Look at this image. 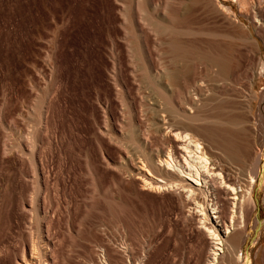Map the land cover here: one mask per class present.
I'll list each match as a JSON object with an SVG mask.
<instances>
[{"label":"rangeland","instance_id":"1","mask_svg":"<svg viewBox=\"0 0 264 264\" xmlns=\"http://www.w3.org/2000/svg\"><path fill=\"white\" fill-rule=\"evenodd\" d=\"M117 1L0 0V264H210L211 239L204 229L210 223L202 221L201 212L209 214L211 194H188L189 202L175 188L140 187L141 177L152 178L141 168H149V153L170 148L164 132L169 129L158 130V116L170 117L175 125L189 122L190 88L197 87L202 96L192 101L194 112L201 109L198 121L208 116L200 121L204 126L228 123L248 137L244 160L205 141L208 154L216 152L215 161L235 173L237 186L255 173L249 166L255 153H264L260 0L247 6L225 0L239 21L233 30L237 39L227 38L234 49L232 82L218 81L216 68L202 72L201 67L195 82L167 79L169 41L193 43L201 35L172 34L166 27L163 3L173 0H152L148 15L126 20L121 9L138 12L140 0ZM209 5H198L197 13L203 23L214 25L220 19ZM196 82H206L205 89ZM257 186L256 205L246 198L240 205L250 236L237 251L249 255L250 264H264V180ZM215 197L219 206L228 201L225 194ZM222 216L228 219L225 212Z\"/></svg>","mask_w":264,"mask_h":264},{"label":"bare ground","instance_id":"2","mask_svg":"<svg viewBox=\"0 0 264 264\" xmlns=\"http://www.w3.org/2000/svg\"><path fill=\"white\" fill-rule=\"evenodd\" d=\"M173 1H172V4H169L168 1L163 3V16H164V21L166 23V27L168 29H170L172 34L174 32L176 33L179 31L180 32L185 31L186 33H188L190 31L192 34L191 35L192 37H193V35L195 37H196V35H201V36H199L200 38L194 37L195 40L193 41V43L192 42H190V43L186 42V41H184L180 38H177V37L172 38L169 41V48H168L169 50H168V53H166L169 57V59L167 58L168 62L166 63L168 67L164 64L167 59H165L164 63H163L167 68H169L168 73L167 72L165 73V74H167V79H169L171 81L172 80L175 81V80L179 79L181 76H183V77H185V80L187 79V80H191L192 82L193 81L195 82L196 81L195 73H197V71H199V69L197 67H201L200 68L201 71H202V69H206V70L210 71V69L216 68V70L214 69L216 77L219 79L222 78L224 80L228 79V81H229V78L231 77L230 74H231V72H233L234 59L235 58H233V56H232V50H234V49H232V45L227 41V38H235L234 27L238 26V22H239L238 19H236L237 17L233 14L234 13L233 6H226L225 0H177L174 2ZM236 1L241 3L242 6L243 5L247 6L248 3H249L248 5H250V0H236ZM261 1L262 0H260V2L258 1L259 5L257 7L260 6V8H261L260 11L263 13V16L261 19L257 18L259 20H257V19L256 20L259 22V24L261 26L262 25L264 26V4ZM117 2H119V0ZM169 2H171V0H169ZM161 3H162V1H161ZM204 3H206L208 5L210 4L211 7H213V10H215V8H216V10L213 12L217 13V17L220 19V22H218V23L216 22L214 25H209V23L206 24V23L202 22V18L200 19L199 15L197 13V11L199 9L197 6L200 4L204 5ZM138 5H139L138 6V12H137V10L133 11L132 8H130V7H128L127 9L122 8L121 9L122 11L119 9L121 11L120 16L121 17L123 16V18H125V20H126V19L135 18L137 13L139 14V16L140 15L143 16V13H144V16L148 15V14H145V12L147 11V7L152 5V0H140ZM176 5H178V6H176ZM254 9H256V8H254ZM256 10H255V12H256ZM147 12L149 13V11H147ZM152 12H153V10H152ZM150 14H151L150 17L154 15L152 13H150ZM235 14H236V12H235ZM254 15L256 16L257 14L254 13ZM152 18H154V17H152ZM161 23H163V22H161ZM158 27H159V25H158ZM160 27H161V25H160ZM164 27L165 26H163L162 29H164ZM239 27H241V30H243L245 32H246V30L247 31L249 30V27L245 26V25H244V27L239 25ZM168 29H166V30H168ZM237 29H239V28L237 27ZM250 31H251V29H250ZM172 34H169V38H171L170 35H172ZM187 35H184V37ZM239 35H241V34H239ZM251 35H253V34H251ZM157 38L159 39V37H157ZM235 39H237V38H235ZM250 39L252 41V38H250ZM165 40H167V39H165ZM232 40H234V39H232ZM238 45H240V44H238ZM166 46H168V45L166 44ZM150 56H151V54H150ZM150 56H149V58H150ZM149 58L147 60H149ZM151 59H153V58H151ZM259 61H260V68L259 69H261V71H262V70H264V61L261 57L259 58ZM160 62L162 63L163 61H160ZM161 63H160V65H161ZM196 68H197V70H196ZM247 68H248V66H247ZM202 72H201V74H202ZM206 73L208 75V71ZM210 75H212V74L209 73V76ZM164 76H166V75H163L162 78ZM204 77H202V78L204 79ZM197 78H199V77H197ZM232 78H233V76H232ZM232 78H230L229 82L233 81V80H231ZM200 79L201 78H199V80ZM171 81H169V82L172 83ZM181 81H184V80H181ZM218 81H221V79ZM156 82H157V80H156ZM223 82L224 81H222L221 83H223ZM159 83H157V84H159ZM205 83L203 82V84H205ZM195 84H197L196 86H198V84L201 85L202 82H200V83L196 82ZM224 84H225V82H224ZM229 84H231V83H229ZM163 85H161V86H163ZM171 85L173 86V84H171ZM181 86H183V84ZM181 86H179L178 91L181 90ZM207 87H208V84H207ZM230 87H232V86H230ZM160 88L161 87H159V89ZM175 88H176V86H175ZM189 88H190V86L188 87V90H189ZM196 88L197 87H193V89L190 88V90H189V96H190V100H188V104H189L188 107L190 108L189 114L183 113L184 111H181L184 114V117L187 114L185 118L189 122H186L185 124L182 122V125L181 124L175 125L173 122L169 121L170 117L168 118V116L166 117V115H164V114L158 116L157 122H155L157 127L159 128L158 130L164 131L165 129H169L168 131L165 130L164 132L166 134V137H168V144L169 145L166 143L165 144L168 147L170 146V148L166 149V151L169 150L167 152L164 149H162V150H157L156 152H154V150H153L149 153V155L147 154L149 157V162H148L149 168H148V166L145 167V165L143 167H141V166L140 167L143 170L147 171V173L149 175H151L152 178H149L150 176L148 178H146V177L142 178L141 177L142 181H140L141 182L140 187L143 189H146V188L155 189L156 191L157 190L158 191L169 190V189L175 188L176 190H178V192H177L178 194H180V195L192 194V197H193V194H196V195L197 194H200V195L201 194H205V195L211 194L210 195V197H211L210 202L207 203V206L205 204V206L208 209L202 208V209L208 210L209 214H207V212L205 210L203 212L198 211L199 208L196 210L198 212H201V215L202 214L205 215V216L202 215V217L204 216L203 218L201 217L202 221H204V222L208 221L207 224L210 223V225L208 224L209 226H206L202 223L201 220H199L204 225V227H205L204 229L207 228V230L209 232L208 235H210L209 238L211 239V241H210V243H211V249L210 250L211 251H210L208 261H210V264H232V263H234V262H232V260H236V261L241 260L242 264H250L251 260L249 258V255L247 256L245 254V256H242L243 254L241 255L237 251L238 250L237 247L239 248L241 243L246 241V239L250 236V230L248 229V227H246L247 226L246 224H248L245 222L246 218L243 219V213L245 214V212H242L243 206H240V205L241 204L243 205L242 202L245 201V198L249 200V204L256 205V200H255L256 198H254L253 194H257L256 188L259 187L257 185L259 182H261V179L264 180V168H262V166H264V163H262L264 161V153H261L262 151L255 153V155H254L255 157H254V160L252 162V165H249V166H253L252 169L255 171V173H248L247 177L244 176L246 178H241V180H238L239 186H237V184H236V181H237L236 177L237 176H235V173H232L230 171V169H228V168H227L228 170L223 169L224 166L221 167V164L218 162L219 158L215 161V158L218 157L219 155L215 151L212 150L213 148L209 149V150H211L212 152H215V153H213L212 155L208 154V148H210V147L208 146V143H206L205 141H208V142L210 141L211 143H213V147L215 148L214 150H216V151L219 149V150H221L220 152H222V151L227 152L226 155H228V153H229L230 155H232L234 158H236L238 160H244L245 157L247 158L249 156L247 153V151L250 149V148L248 149V144H249V142L247 140L248 137L246 138L244 136L245 134H243L242 129H235V128L230 127V126H225V125H228V123L227 124H223V123L220 124L219 123V125L216 123L217 124L216 127L210 128L208 126H204L202 124V122H200L201 120H203L202 117H204V116L200 117L201 120L198 121L199 120L198 114L201 113L200 112L201 109L198 110L199 111L198 113L194 112L195 111L194 108L196 106H193L194 104L192 105V103L198 102L200 100L199 98H201L202 96L201 95H200V97L197 96L198 93H197V90L195 91ZM171 89H172V87H171ZM203 89H205V86ZM203 89H201L202 91L200 90L201 93L204 92ZM163 90H164V88H163ZM181 91L179 92V94L181 93ZM173 92H174V89H173ZM165 93H164V95H166ZM182 93H184V91ZM203 95H204V93H203ZM183 97H184V94H183ZM197 98L199 100H197ZM184 100H185V98H184ZM193 100H195V101H193ZM186 103H187V101H186ZM200 105L201 104H199V107H200ZM174 106L175 105H173L172 107H174ZM201 108H202V105H201ZM172 109H174V108H172ZM177 112H180V109ZM182 113L179 115L180 117L183 116ZM190 113H192V114H190ZM150 116H152V114H149V118H150ZM184 117H182V118H184ZM217 117L219 118V116H217ZM222 117H224V114ZM230 117L232 120L233 119L237 120L240 118V116H234V115L230 116ZM152 118H153V116H152ZM214 118H215V120H217L216 116H214ZM214 118H212V119H214ZM210 119H211V117H210ZM154 120H156V118ZM215 120H212V121H215ZM232 120H230V121H232ZM206 121L209 123V125L211 124L210 122H212V121L209 122L208 120L205 119L204 122H206ZM212 123L215 124V122H212ZM235 123H237V122H235ZM232 124L234 125V123H232ZM240 124H242V123H240ZM178 125H181V126H178ZM229 125H231V124H229ZM156 131H157V129H156ZM159 133H161V132H159ZM247 133H250V132H248V130H247ZM246 135L250 137L251 134L250 135L246 134ZM255 139H257V138L255 137ZM210 145H212V144H210ZM259 150H260V148H259ZM147 153H148V151H147ZM226 155H225V157H226ZM224 163H226V161ZM237 167H239V166H237ZM232 169H233V167H232ZM234 169H236V168H234ZM246 169L247 168H245V170ZM234 172H235V170H234ZM156 174L159 176H157ZM216 194L227 195L228 201L219 206L217 204L218 203L217 199H216V201L214 200L216 198L215 197ZM245 194H247L248 196ZM196 195H194V196L197 197ZM185 196L186 195H184V197ZM245 196H247L248 198ZM184 197H182V198H184ZM192 197L189 198V202H190ZM195 197H194V199H195ZM197 198H199V197H197ZM183 202H184V200H183ZM185 202H186V199H185ZM187 202H188V200H187ZM193 202H194V200H193ZM246 202H247V200H246ZM199 203L200 202L196 201V199H195L196 206H201L200 205L201 203L200 204ZM184 205H185V207L188 206V205H186V203ZM189 205L191 206V204H189ZM196 206L194 208H197ZM203 206H204V204H203ZM224 212L227 214L228 219L222 218L223 217L222 214ZM259 221H258V224L261 223V222L259 223ZM206 222H205V224H206ZM258 227H260V226H258ZM33 253H35V252H33ZM33 257H34V254H33ZM35 257H36V255H35ZM244 257H245V261L243 259ZM23 258L25 260L26 257L22 256V260H23ZM35 260H36V258H35ZM27 261L28 260L26 258V262ZM30 261H29L30 262L29 264L35 263L34 260H30ZM23 262H25V261H23ZM18 264H22V263H18ZM27 264H28V262H27Z\"/></svg>","mask_w":264,"mask_h":264}]
</instances>
